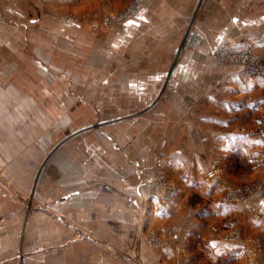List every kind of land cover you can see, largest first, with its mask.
<instances>
[{
  "label": "crops",
  "instance_id": "0c3cea01",
  "mask_svg": "<svg viewBox=\"0 0 264 264\" xmlns=\"http://www.w3.org/2000/svg\"><path fill=\"white\" fill-rule=\"evenodd\" d=\"M144 5L111 41L116 66L104 70L100 90H89L102 94L95 107L87 102L89 97L79 96L76 102L70 89L59 87L55 67L51 69L53 51L68 43L70 26L76 27L69 16L62 18L63 13L80 14L84 8L73 0H0V161L48 157L46 145L53 137L59 146L62 143L60 113H87L89 106L114 111L103 120L105 139L98 144L110 142L111 150L119 152L63 156L60 149L49 157L36 191L41 212L19 214L17 196L0 186V264H181L180 259L167 258L174 250L167 240L174 235L162 226L173 212L160 204L168 190L158 177L155 182V169L186 171L210 146L225 157L243 150L253 166L252 176L264 179V135L254 139L260 131L257 124L264 123V78L245 72L241 65L210 59V52L232 40L264 62V0H147ZM193 18L201 20L200 28L209 37L211 23L214 46L180 51L185 53L180 64L170 67L166 35L176 34L182 22ZM105 40L96 39L101 48ZM148 42L151 53L146 52ZM124 44L126 50L120 47ZM139 55L137 59L156 62L133 63ZM175 111L179 117H167ZM217 136L220 145L212 146ZM86 139L87 148L95 143L94 138ZM198 165L208 168L204 161ZM35 174L4 177L16 186L23 176L20 190L26 194L32 193ZM174 178L167 177L172 185L168 187L181 193L185 184ZM234 209L240 236L210 242L211 260L264 264V195L251 196ZM36 215L42 222L35 221L34 227H42L44 234L31 236L29 220ZM146 224L168 248L155 261L146 259L142 247L148 239ZM23 236L32 243L28 252L22 251ZM101 242L108 246L102 249Z\"/></svg>",
  "mask_w": 264,
  "mask_h": 264
},
{
  "label": "rangeland",
  "instance_id": "374dc122",
  "mask_svg": "<svg viewBox=\"0 0 264 264\" xmlns=\"http://www.w3.org/2000/svg\"><path fill=\"white\" fill-rule=\"evenodd\" d=\"M37 1L38 0H36V2ZM40 1L44 2V0H39V2ZM73 1L75 2V6L84 8V11L80 14L76 13L74 10H70L68 15L63 13L62 18L69 16V19H71L73 23H76L74 24L76 27H73V25L70 26L71 37L66 41L68 43H65V46L58 45L56 50L53 51L54 55L53 60H51V69L55 67L59 80L58 85L60 84L59 87L70 89L73 94H75L76 102L79 96L84 98L89 97L88 101L87 99L85 100L89 104H94L95 107H97L100 106L99 101H101L102 98V94L97 91L103 87V85H98V83L103 81V72L105 69H113L114 66H116V62L113 60L115 58L113 55L114 48L110 47L111 41L116 39L118 35H121V29H123V26L127 22L137 17L144 8V4H146L147 0H143V8L141 7L131 18H125L124 12L134 0H120V2L116 0L117 3L115 4L112 2L109 3L107 0ZM199 20V18H193L190 22H182L180 27L175 29L178 31L176 34L168 32L166 35L168 40L167 45L169 46V57L167 61L170 67H175L180 64L179 59L182 53L179 54V52L186 39L193 40V38H196L195 36L201 37L200 42L194 44L192 47L188 46L190 48L181 52H194L196 51L194 49L201 50L211 47V45L214 46L213 39L215 31L210 28L211 23H209V37V35L207 36L203 29L200 28L201 20ZM202 26L207 27L208 25L202 24ZM102 37L106 40L103 42L104 44L102 43L103 46L101 48L96 39ZM147 45L149 46V50H146V52L149 51V53H151L150 43L148 42ZM120 47L126 50L125 44ZM120 53L118 54L121 57ZM136 53H138V47L136 48ZM212 53L213 51L210 52V59L214 62L222 65L237 66L228 61L221 62L213 59ZM140 56L141 55L137 56L135 61L132 62L136 64L140 63L141 66H152V62H156L151 59H137ZM93 89L97 90L94 92L95 94L90 92ZM81 93H88L89 96H82ZM81 108L82 106L80 109ZM88 108L89 110L87 113L82 110L69 112L68 115L64 112L60 113L62 143L61 146H59V144H57L59 139L53 137L52 141L46 145L48 157L16 159L15 162H13V160L0 161V186H2V188H10L13 194L17 196V201H19L17 206L19 214L21 210L25 211V213L33 209L34 212H41V210H38L41 208H38L39 205L36 200L38 196L36 191L38 187L41 186V173H43V169L47 165V159H49V157H55L57 151V154H59L60 149L63 156L119 153L111 150L112 145L110 147V142L104 146L98 144L99 141L101 142L102 139H105L101 134L103 130H106V123H103V120L106 117L112 116L110 114H114V111L94 109L92 106ZM125 112L131 113V109H126ZM172 115L179 117L177 111L168 114L167 117H172ZM262 127V123L260 125L257 124L256 128L260 131L254 134L255 140L264 135ZM218 137L219 136H217V145L213 144L212 146L220 145ZM86 138H90V140L92 138L95 139V143L91 144L89 148H87L84 143V141L87 140ZM187 139L188 137L184 138L185 141ZM179 140H181V138ZM79 141H82V143H79ZM130 146H133V143L130 144ZM207 147H209V150ZM207 147H205L206 149L204 148L206 150L204 153L200 152V156H195L193 167L186 171L183 169L179 172L171 168L165 169L166 171H160L159 169H155L154 171L155 182L156 177H158L161 186H172L167 181V177L172 179L174 176L176 183L180 181V183L185 184V186L183 185L181 193H178V191L176 193V188L173 186L175 193L172 195V199L169 200L168 203H164L163 200L160 203L162 206L169 207L170 211L173 212L171 218L167 220L168 222H165L162 226L163 231L172 236L174 235L171 237V240H167V245H171L174 249L172 250V254L168 255L167 258L172 257L176 258V260L180 259L181 264H224L220 258L217 262L215 260L213 263L211 260L212 255H210V248L208 247L209 243L215 241L224 242L225 240L234 241L238 239L240 236L238 232L240 221L233 217L234 208H240L246 205V202H248L251 196L254 197L258 194L264 195V179L260 178L259 174L252 176L253 166L248 164L247 155L243 150L233 152L225 157L219 154V152L213 151L210 146ZM203 161L208 164V168L199 167L198 163L202 165ZM23 162H26V164L24 165ZM213 168L217 169V173L208 181L205 175ZM25 171L36 172L31 179V185L33 187L32 193L24 194V192L20 190L23 186L19 182L23 183L25 181L23 176L17 180V187L9 184L4 177L6 173H24ZM184 174L188 175L185 179L182 177ZM253 188L259 189L260 193H253ZM231 191L242 192V200L233 202L232 199H229L226 201ZM178 194L182 197L186 194L188 197L181 200L183 198L178 197ZM175 197L178 198V202H175ZM38 218V215H36V220H29L32 226L30 231H33V233L30 234L31 236L44 234L42 227H34L35 221L39 220L42 222V218ZM153 231L154 230H151L149 225L148 227L147 224L145 225L144 232L148 234V239L146 243L142 244V247L143 250L146 247L145 257L148 261H155L161 258V250L165 251V248H167L164 241L159 239L157 242L155 234H152ZM137 245L138 242L135 246ZM21 246L22 251L28 252V248L32 247V243L27 242L23 236L21 237ZM101 246L103 249L106 248L108 244L106 242H101ZM59 251L60 248L58 247L57 252ZM142 255L144 257V252ZM52 259L54 261H60L58 256L53 255ZM27 262L29 263V261ZM234 263L235 262H233V264Z\"/></svg>",
  "mask_w": 264,
  "mask_h": 264
},
{
  "label": "built area",
  "instance_id": "2783aa9c",
  "mask_svg": "<svg viewBox=\"0 0 264 264\" xmlns=\"http://www.w3.org/2000/svg\"><path fill=\"white\" fill-rule=\"evenodd\" d=\"M143 0H134L131 5L127 7L124 12L125 18H131L135 13H137L141 7L143 6ZM193 40L186 39L184 44H182L181 51L188 49L194 44L200 42L201 37L195 36ZM212 57L215 60L224 62L228 61L234 63L236 65H241L245 72L253 75L264 78V63L251 51L242 49L237 47V43L232 40H226L221 43L220 46L216 48V50L212 53ZM262 131L264 132V123L262 127ZM217 173V169L213 168L211 171H208L205 175L206 180L210 181L211 178ZM168 191L165 192L164 198L162 199L164 203H168L169 200L172 199L173 191L171 187H166ZM254 189V188H253ZM252 189L253 193H260L259 189ZM232 199L233 202L242 200V192L239 191H231L228 195V198Z\"/></svg>",
  "mask_w": 264,
  "mask_h": 264
}]
</instances>
